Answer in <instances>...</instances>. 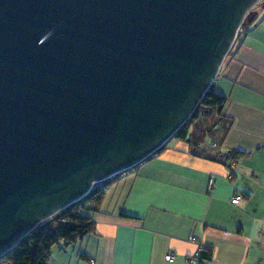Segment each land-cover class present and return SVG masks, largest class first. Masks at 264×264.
<instances>
[{
	"label": "water",
	"instance_id": "95a60500",
	"mask_svg": "<svg viewBox=\"0 0 264 264\" xmlns=\"http://www.w3.org/2000/svg\"><path fill=\"white\" fill-rule=\"evenodd\" d=\"M259 0H0V258L162 148Z\"/></svg>",
	"mask_w": 264,
	"mask_h": 264
},
{
	"label": "crops",
	"instance_id": "0c3cea01",
	"mask_svg": "<svg viewBox=\"0 0 264 264\" xmlns=\"http://www.w3.org/2000/svg\"><path fill=\"white\" fill-rule=\"evenodd\" d=\"M211 88L226 100L227 132L216 123L210 129L217 131L208 133L200 118L189 141L172 138L111 179L91 215L94 233L53 247L47 264H187L198 244L211 256L196 264H264L263 7L237 36ZM199 147L242 157L227 168L195 154ZM191 235L196 243L188 241ZM167 254L175 256L172 262Z\"/></svg>",
	"mask_w": 264,
	"mask_h": 264
},
{
	"label": "trees",
	"instance_id": "16d2710c",
	"mask_svg": "<svg viewBox=\"0 0 264 264\" xmlns=\"http://www.w3.org/2000/svg\"><path fill=\"white\" fill-rule=\"evenodd\" d=\"M262 7L264 8V1ZM249 11L250 9L245 15L237 36L253 19L254 13H250ZM211 86L189 119L175 132L172 138L189 141V130L192 125L200 118L211 116H215L216 123L221 126L220 130L224 133L227 132L229 123L222 115L226 100L222 96L215 94ZM223 123H227L228 125ZM216 131L212 128L208 130V133ZM204 151L202 147H199L195 148L193 152L207 159L223 162L227 165V168H231L230 162L236 163L240 159L239 157H242L234 153L221 156L219 153L211 151L205 153ZM227 161H229V165ZM110 182L111 180H106L101 185L93 186L84 198L40 223L33 231L22 238L12 250L0 258V264H47L49 253L53 247L58 245L68 246L82 240L89 234H93L95 225L91 215L100 207L104 192ZM210 256V251L203 249L199 258L209 261Z\"/></svg>",
	"mask_w": 264,
	"mask_h": 264
},
{
	"label": "built area",
	"instance_id": "2783aa9c",
	"mask_svg": "<svg viewBox=\"0 0 264 264\" xmlns=\"http://www.w3.org/2000/svg\"><path fill=\"white\" fill-rule=\"evenodd\" d=\"M233 165H234V163H231L230 167H232ZM213 187H214V182L212 179H209L208 187H207L208 190L209 191L212 190ZM237 202H238V198H233L231 201V203H233V204H236ZM188 241L190 243H196L197 242L196 237L192 236V235L188 237ZM203 249L204 248L200 244H198L195 253L187 258V264H196L197 259L199 258V255L202 253ZM164 258L167 262H172L174 260L175 256L173 254H167Z\"/></svg>",
	"mask_w": 264,
	"mask_h": 264
},
{
	"label": "rangeland",
	"instance_id": "374dc122",
	"mask_svg": "<svg viewBox=\"0 0 264 264\" xmlns=\"http://www.w3.org/2000/svg\"><path fill=\"white\" fill-rule=\"evenodd\" d=\"M263 1L264 0H261L257 5L252 7L249 12L255 13V11H257L260 7H262ZM201 124H202V127L205 128L206 130L210 129L212 126H214L216 124V118H215V116L206 117L201 121ZM117 177H119V176H117ZM117 177H114V178H117ZM114 178H112V179H114ZM97 185H101V183H99ZM97 185H95V186H97Z\"/></svg>",
	"mask_w": 264,
	"mask_h": 264
}]
</instances>
